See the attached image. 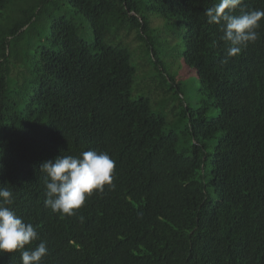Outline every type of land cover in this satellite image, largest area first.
Wrapping results in <instances>:
<instances>
[{
	"label": "trees",
	"instance_id": "obj_1",
	"mask_svg": "<svg viewBox=\"0 0 264 264\" xmlns=\"http://www.w3.org/2000/svg\"><path fill=\"white\" fill-rule=\"evenodd\" d=\"M218 2L0 0V20L15 7L0 26V187L38 232L25 250L45 242L41 264H264V18L229 57L205 15ZM138 74L152 96L174 91L175 121L134 96ZM87 150L115 161V187L53 213L41 163Z\"/></svg>",
	"mask_w": 264,
	"mask_h": 264
},
{
	"label": "clouds",
	"instance_id": "obj_2",
	"mask_svg": "<svg viewBox=\"0 0 264 264\" xmlns=\"http://www.w3.org/2000/svg\"><path fill=\"white\" fill-rule=\"evenodd\" d=\"M243 4V0H219L206 9L208 23L220 26V39L227 45V55L236 56L249 43L258 38L256 31L264 18V10L241 9L239 15L233 11ZM115 161L107 152L87 150L77 156L58 155L41 163L40 171L45 173V207L61 216L75 215L88 196L94 191L103 192L105 185L115 187L113 172ZM13 192L0 187V252L21 250V264H41L48 249L41 241L34 249L25 246L39 238L36 227L25 223L11 207ZM83 221L84 217H80Z\"/></svg>",
	"mask_w": 264,
	"mask_h": 264
},
{
	"label": "rangeland",
	"instance_id": "obj_3",
	"mask_svg": "<svg viewBox=\"0 0 264 264\" xmlns=\"http://www.w3.org/2000/svg\"><path fill=\"white\" fill-rule=\"evenodd\" d=\"M28 1H27V5H28ZM15 7H10L7 11H5L4 13V19L0 20V26H3L6 24V22H10L12 16H11V11L14 10ZM84 36L87 38H91V28L87 27V32L84 33ZM180 66V64H179ZM174 69H178V66L175 64ZM188 72L187 67L185 66L184 68H182L181 70V75L182 77L179 78V80H182V78H184L186 76ZM194 73V72H192ZM195 74H191L190 78H192ZM145 85V87H144ZM149 87L146 86V83L143 81V75L142 74H138V76L136 77V80L134 82L133 85V94L135 97H138L140 95L143 96H148L152 102V106L153 109L155 111H158L160 113H163L164 115L167 116V120L172 123L173 121H175L176 115H175V111L173 110L174 105L177 103L175 96H174V91H171L170 93L173 94L172 95H166L162 97L159 96H152V93H150V90H148ZM179 125H182V122L179 123Z\"/></svg>",
	"mask_w": 264,
	"mask_h": 264
}]
</instances>
